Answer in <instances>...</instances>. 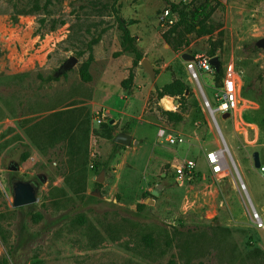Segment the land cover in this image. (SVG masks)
Here are the masks:
<instances>
[{
	"label": "rangeland",
	"instance_id": "rangeland-1",
	"mask_svg": "<svg viewBox=\"0 0 264 264\" xmlns=\"http://www.w3.org/2000/svg\"><path fill=\"white\" fill-rule=\"evenodd\" d=\"M180 1L0 0V264H249L246 247L264 252V228L252 220L253 208L264 215V171L252 159L257 150L264 165V0L212 1L213 32L188 34L189 45L175 52L162 37L174 22L163 14ZM183 1L188 10L198 2ZM120 20L134 49L122 45ZM184 53L217 55L243 74L247 100L234 114L216 113L226 144L191 93L159 96L183 75ZM72 56L77 62L61 72ZM85 67L90 81L80 75ZM198 74L215 107L213 74ZM248 85L254 94L244 93ZM170 97L181 121L164 113L175 108ZM63 110L90 118L80 189L67 180L78 169L70 135H42L44 119ZM110 126L113 138L105 136ZM157 128L185 141L172 145ZM118 131L134 137L115 142ZM219 143L229 163L213 173L204 155ZM185 159L196 161L200 176L177 179L172 165ZM13 178L36 183L38 200L14 207ZM189 236L186 250L180 246Z\"/></svg>",
	"mask_w": 264,
	"mask_h": 264
},
{
	"label": "trees",
	"instance_id": "trees-1",
	"mask_svg": "<svg viewBox=\"0 0 264 264\" xmlns=\"http://www.w3.org/2000/svg\"><path fill=\"white\" fill-rule=\"evenodd\" d=\"M215 1V4L219 2V0H198L197 4H195L191 9L186 8V4L183 0L178 3H171V11L174 13L176 20L173 24H171L165 31L162 32V37L167 42L171 49L175 52L183 51L185 47L189 45L188 34L192 32H196L198 34H208L212 33L214 30L213 25L209 22L211 14L215 10V4H212ZM39 4L37 2L34 3V9L37 11L39 9ZM30 11H19V14H27L31 13ZM14 20H17V17H14ZM43 21V20H42ZM61 23H64L62 20ZM121 27L123 30V41L122 45L127 50L134 49L132 41L133 36L131 35L129 29L125 25L123 20H120ZM213 53V51L211 52ZM214 55V54H209ZM80 75L83 80L90 81L92 79V75L90 74L87 67L82 68L80 70ZM221 77V72H218L216 75L217 80ZM132 76L125 78L122 80V86L124 88H128V83ZM189 90V86L180 78L174 79L171 83L166 84L161 90H159V96L163 97L165 94L170 95H178L182 100H185L187 96H185L186 91ZM191 93V92H190ZM189 93V94H190ZM244 93L249 95L250 93L254 94V89L249 85L244 89ZM168 97H163L166 99ZM161 100V101H162ZM168 109V108H167ZM74 111H58L54 112L49 116V123L42 127V135L45 138H53V135H60L61 137L55 138V140H64L66 137L70 139V163L71 166L76 165V168H80L85 166L87 161L86 147L88 144V137L90 134V118L88 116L85 119L78 120L79 118H73ZM164 113L167 114L171 119L175 121H181L183 119V114L180 111H170L164 110ZM79 123H75L78 122ZM74 124L76 126H74ZM34 127V126H33ZM115 126H110L108 131H106L105 136L109 138H113L114 133L112 132ZM28 130V129H27ZM105 133V132H104ZM103 133V134H104ZM119 145L118 143H115ZM75 168V169H76ZM73 170L72 175H68L67 180L70 181L72 187L81 188L80 185L82 180H84V173L79 170ZM200 172H196V176H200ZM75 189V188H74ZM148 239V238H147ZM153 240V239H152ZM148 240V241H152ZM183 243H181L182 248L188 249L190 246V236L184 238ZM243 254V255H242ZM241 255L243 256L242 261L245 260L250 261L249 264H264V252L259 247H246L244 252ZM168 264H177L174 259L169 260Z\"/></svg>",
	"mask_w": 264,
	"mask_h": 264
},
{
	"label": "built area",
	"instance_id": "built-area-1",
	"mask_svg": "<svg viewBox=\"0 0 264 264\" xmlns=\"http://www.w3.org/2000/svg\"><path fill=\"white\" fill-rule=\"evenodd\" d=\"M163 17L166 18L169 23H173L176 19L174 13L169 10H165ZM213 56L214 55H208L206 53L193 54V58L188 59L185 64L190 80L196 83L201 94V99L199 100L201 109L205 111L209 121L215 124L217 112L222 115L234 114L235 111L240 108L242 101H246L247 99L242 95L243 74L236 68L233 62H227L222 65L220 64L221 77L218 81H215L214 98L216 106L214 107L212 105L211 101L205 95L199 81L198 70L216 75L218 71L210 62ZM160 135H165V139L171 144L184 141L181 135L165 134L163 130L160 131ZM225 155L226 151L224 146L209 150L206 153L207 163L212 172L218 173L224 168L226 165ZM173 169L176 172L177 179L182 181L184 178H192L195 176L196 163L193 159H185L182 162L173 164ZM260 169L264 171V165H261ZM252 220L257 227L264 228V216L254 208Z\"/></svg>",
	"mask_w": 264,
	"mask_h": 264
},
{
	"label": "water",
	"instance_id": "water-1",
	"mask_svg": "<svg viewBox=\"0 0 264 264\" xmlns=\"http://www.w3.org/2000/svg\"><path fill=\"white\" fill-rule=\"evenodd\" d=\"M258 44L264 47V38H261L258 41ZM183 56L186 59L193 58V54L191 53H184ZM76 62H77V58L75 56L68 58L64 62V64L61 66L60 71L62 72V71H65L71 68ZM210 62L216 67V70H219L220 60L218 56H213ZM142 65L153 77L155 74V70L152 68L150 62L146 58L142 59ZM228 115L229 114H225L224 116H228ZM130 141H131V136L124 132H119L115 136V142L122 143V144H129ZM252 159H253L254 166L260 167L261 165L260 154L257 150L253 152ZM10 168L13 170L17 169V167L14 165H12ZM40 179L43 180L41 176H40ZM11 189H12V205L14 207L32 204L38 200V195H37L38 186L36 183H34L31 180L13 178L11 180ZM157 194H158V190H153V195H157Z\"/></svg>",
	"mask_w": 264,
	"mask_h": 264
},
{
	"label": "crops",
	"instance_id": "crops-1",
	"mask_svg": "<svg viewBox=\"0 0 264 264\" xmlns=\"http://www.w3.org/2000/svg\"><path fill=\"white\" fill-rule=\"evenodd\" d=\"M176 18V17H175ZM176 20V19H175ZM214 56H217V55H214ZM219 57V56H218ZM143 59H145V58H143ZM147 59V58H146ZM148 60V59H147ZM188 59H184V61L186 62ZM219 60H220V64L222 65V64H225L222 60H221V58L219 57ZM149 61V60H148ZM141 64H142V60H141ZM221 68V67H220ZM220 68H219V70H217L218 72H220ZM145 69V68H144ZM182 71H183V75L180 77V79H182L188 86H189V90H187L186 91V93H185V95H187V93L189 94L190 92H191V94L194 96V101H195V104H197V106H199L200 105V102H199V100H198V98L195 96V91H194V89L192 88V86L190 85V83L188 82V81H186V73H185V69H186V64L185 63H183V65H182ZM217 72V73H218ZM217 73H216V75H217ZM216 75L215 74H213V76H214V81H218L217 80V78H216ZM199 81H200V79H199ZM201 83V82H200ZM202 85V84H201ZM203 88V87H202ZM204 90V89H203ZM109 93V92H108ZM206 95V94H205ZM242 95H243V92H242ZM207 96V95H206ZM163 97H168L167 95H164ZM163 97H160L161 99L163 98ZM244 97V96H243ZM172 100H173V103H174V105H175V108L174 109H167V110H170V111H178V110H176V107H177V105H178V101L177 100H174V98L173 97H170ZM208 98V97H207ZM245 98V97H244ZM199 107H201V106H199ZM224 116V115H223ZM207 122L210 124V126L212 127V128H215L216 129V132H217V134H218V138H219V140L221 139V142L222 141H224L225 142V137H224V135H223V132H222V130H221V128H220V126H219V123H218V121H217V118H216V123L215 124H213L211 121H209V119H208V117H207ZM142 124V123H141ZM144 124V123H143ZM145 125H147V124H145ZM214 129V130H215ZM161 130H163L164 132H165V134H175V135H181L183 138H184V136L182 135V134H180V133H175V132H172V131H167L165 128H157V134H158V136L159 137H164L165 138V135L164 136H161L160 135V131ZM142 131V130H141ZM119 132H121V131H118V133ZM124 133H126V134H129L130 136H131V140H132V138L134 137V133L132 132V131H128V132H124ZM117 134V133H116ZM116 136V135H115ZM165 141H167L166 139H165ZM184 141H185V138H184ZM183 141V142H184ZM131 142V141H130ZM168 142V141H167ZM183 142H180V143H183ZM169 143V142H168ZM171 144V143H170ZM175 144H179V143H175ZM225 144H226V142H225ZM173 145V144H172ZM222 146H224L225 147V151H226V165L224 166V168L223 169H225V167L226 166H228V154H227V151L229 152V149H228V147H227V145L225 146V145H222V144H220L219 143V145L218 146H214L213 148H210L209 150H212V149H215V148H217V147H222ZM209 150H207L206 151V153L209 151ZM206 153H205V155H204V159H205V161H206V164L208 165V169L212 172V170H211V168H210V166H209V164L207 163V159H206ZM230 153V152H229ZM194 160V159H193ZM195 161V160H194ZM195 163H196V161H195ZM174 164H176V163H174ZM261 165H263V164H261ZM260 165V166H261ZM173 166V165H172ZM260 168V167H259ZM222 169V170H223ZM221 170V171H222ZM220 171V172H221ZM196 172H198L197 171V163H196ZM196 172H195V176L194 177H196ZM214 173V172H213ZM219 173V172H218ZM194 177H192V178H194ZM184 180V179H183ZM245 186V185H244ZM246 187V186H245ZM255 209V208H254ZM264 216V215H263Z\"/></svg>",
	"mask_w": 264,
	"mask_h": 264
}]
</instances>
